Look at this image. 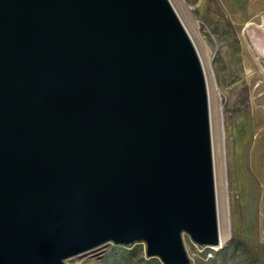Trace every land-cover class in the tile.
Instances as JSON below:
<instances>
[{
	"label": "water",
	"instance_id": "water-1",
	"mask_svg": "<svg viewBox=\"0 0 264 264\" xmlns=\"http://www.w3.org/2000/svg\"><path fill=\"white\" fill-rule=\"evenodd\" d=\"M218 244L207 97L167 0H0V264Z\"/></svg>",
	"mask_w": 264,
	"mask_h": 264
},
{
	"label": "rangeland",
	"instance_id": "rangeland-1",
	"mask_svg": "<svg viewBox=\"0 0 264 264\" xmlns=\"http://www.w3.org/2000/svg\"><path fill=\"white\" fill-rule=\"evenodd\" d=\"M184 2L191 6L196 26L193 47L208 66L218 94L220 128L214 124L210 134L220 219L225 200L228 222V238L217 250L181 234L187 264H264V0ZM62 264L163 263L148 257L146 244L138 241L108 242L99 254H78Z\"/></svg>",
	"mask_w": 264,
	"mask_h": 264
},
{
	"label": "bare ground",
	"instance_id": "bare-ground-1",
	"mask_svg": "<svg viewBox=\"0 0 264 264\" xmlns=\"http://www.w3.org/2000/svg\"><path fill=\"white\" fill-rule=\"evenodd\" d=\"M169 6L171 7L173 13L175 14L176 18L178 19L179 23L181 24L182 28L184 29L185 33L187 34L192 46L196 47L194 44V38L193 36L196 33V26L195 23L191 17V6L186 4L184 0H167ZM193 47V48H194ZM200 66L203 73L204 78V84H205V90H206V97H207V110H208V119H209V131L212 132L213 125H218V128H220V107L218 103V94L216 92V88L214 85V81L211 75V72L208 68V66H205L203 61L201 60V57L199 56V53L197 49H194ZM215 129V128H214ZM214 131V130H213ZM213 133V132H212ZM210 141H211V155H212V167H213V179H214V190H215V202H216V219H217V237H218V244L216 246H213L212 248L217 250L221 246L224 245L228 238V222H227V216H226V206H225V200H224V212L222 220L220 219L219 209H218V196H217V169H216V163H215V144L214 139L212 137V134H210ZM221 138H220V160H219V176H220V182L222 183V188L224 189V176H223V160H222V145H221ZM219 148V147H218ZM218 153V152H217ZM219 155V154H218ZM217 155V156H218ZM108 242L99 244L95 247H92L82 253H93L99 254L101 252V249L104 245H106ZM79 253V254H82ZM78 255V254H76ZM75 256V255H73ZM71 256V257H73ZM70 258V257H69Z\"/></svg>",
	"mask_w": 264,
	"mask_h": 264
}]
</instances>
